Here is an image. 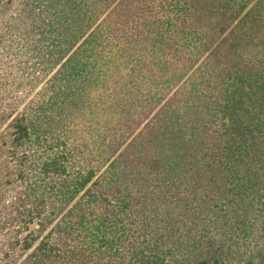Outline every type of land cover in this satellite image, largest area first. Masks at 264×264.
<instances>
[{"label":"trees","instance_id":"1","mask_svg":"<svg viewBox=\"0 0 264 264\" xmlns=\"http://www.w3.org/2000/svg\"><path fill=\"white\" fill-rule=\"evenodd\" d=\"M0 264H264V0H0Z\"/></svg>","mask_w":264,"mask_h":264}]
</instances>
